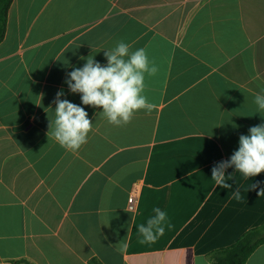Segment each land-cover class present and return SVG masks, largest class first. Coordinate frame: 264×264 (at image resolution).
Returning <instances> with one entry per match:
<instances>
[{
	"label": "crops",
	"instance_id": "0c3cea01",
	"mask_svg": "<svg viewBox=\"0 0 264 264\" xmlns=\"http://www.w3.org/2000/svg\"><path fill=\"white\" fill-rule=\"evenodd\" d=\"M120 41L158 67L143 93L157 107L114 126L65 81L89 56L106 66ZM60 90L93 124L75 152L48 137ZM262 90L264 0H14L0 44V264H211L264 225V172L212 180L264 124ZM155 208L165 232L149 243L137 229ZM246 264H264V244Z\"/></svg>",
	"mask_w": 264,
	"mask_h": 264
},
{
	"label": "clouds",
	"instance_id": "9594fccd",
	"mask_svg": "<svg viewBox=\"0 0 264 264\" xmlns=\"http://www.w3.org/2000/svg\"><path fill=\"white\" fill-rule=\"evenodd\" d=\"M130 47L120 41L113 49L105 50L106 66L92 56L87 57L84 66L68 73L65 81L71 93L81 94L83 105L102 108L103 115L114 126L128 124L138 110L151 112L157 107L143 93L145 75H156L158 67L150 61L146 49L130 51ZM62 96L63 90L58 91L54 100L55 116L49 120L48 137L64 149L75 152L87 143L93 124L83 107L61 99ZM254 103L258 111H264V94H256ZM249 133L239 137V149L229 160L221 161L212 168L215 185L231 188L225 175L226 169L231 167L245 178L264 172V124L251 127ZM233 196L239 199L240 192L234 191ZM154 212L155 215L137 229L144 241L149 243L155 242L165 232L163 222L166 213L160 208H155Z\"/></svg>",
	"mask_w": 264,
	"mask_h": 264
},
{
	"label": "trees",
	"instance_id": "16d2710c",
	"mask_svg": "<svg viewBox=\"0 0 264 264\" xmlns=\"http://www.w3.org/2000/svg\"><path fill=\"white\" fill-rule=\"evenodd\" d=\"M14 0H0V44L5 38L8 15ZM264 244V225L245 232L233 245L211 252V264H246L258 247ZM91 264H102L92 259Z\"/></svg>",
	"mask_w": 264,
	"mask_h": 264
},
{
	"label": "built area",
	"instance_id": "2783aa9c",
	"mask_svg": "<svg viewBox=\"0 0 264 264\" xmlns=\"http://www.w3.org/2000/svg\"><path fill=\"white\" fill-rule=\"evenodd\" d=\"M138 197L135 194H132L128 199V209L134 212L137 208Z\"/></svg>",
	"mask_w": 264,
	"mask_h": 264
}]
</instances>
